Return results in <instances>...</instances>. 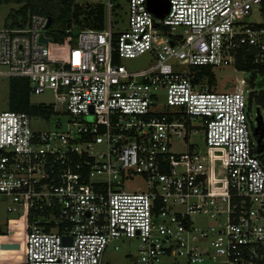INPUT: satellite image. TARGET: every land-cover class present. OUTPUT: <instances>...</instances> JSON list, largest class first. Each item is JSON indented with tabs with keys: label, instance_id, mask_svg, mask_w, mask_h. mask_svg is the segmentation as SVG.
I'll use <instances>...</instances> for the list:
<instances>
[{
	"label": "built area",
	"instance_id": "obj_1",
	"mask_svg": "<svg viewBox=\"0 0 264 264\" xmlns=\"http://www.w3.org/2000/svg\"><path fill=\"white\" fill-rule=\"evenodd\" d=\"M167 1L156 14L149 0H126L120 31L122 0H96L103 29L70 46L42 14L0 30V79H26L53 108L48 119L0 111V200L15 216L0 252L16 264H102L124 241L135 264H264V132L250 115L264 80V0ZM146 54L144 69L119 63ZM248 61L254 69L238 68ZM205 67L247 79L216 92ZM198 130L205 150L190 141ZM136 178L143 186L128 191Z\"/></svg>",
	"mask_w": 264,
	"mask_h": 264
},
{
	"label": "rangeland",
	"instance_id": "obj_2",
	"mask_svg": "<svg viewBox=\"0 0 264 264\" xmlns=\"http://www.w3.org/2000/svg\"><path fill=\"white\" fill-rule=\"evenodd\" d=\"M76 6H78L82 10H88L89 7H94L96 5V0H75L74 3ZM122 10L121 9H115V13L117 14L114 16L115 20H120L118 23L119 30H125L126 29V11H127V5L126 0H122L121 2ZM20 6L16 5L14 3L9 4H0V30L6 27L7 25V17L10 16V13L13 10H17ZM82 18V17H81ZM122 19V20H121ZM251 22H257L258 17L253 16L250 19ZM74 25V24H73ZM48 31V35H50ZM153 59L150 55L146 54L141 57L135 58V59H120L119 63L125 66L130 71H138L141 69L146 68L150 64L153 63ZM214 76H215V82L212 87V89L216 92H227L232 91L235 87V83H239L241 80H246L247 75H244L242 73L235 72L232 67H226L223 69H215L214 70ZM255 87L256 90H262L264 89V80L262 75H259L255 79ZM9 83L8 80L0 79V111L7 110L8 104H9ZM257 95V94H255ZM52 98L48 92L35 96L30 95V103L33 105L38 104H49L51 102ZM164 111L173 110L169 108H164ZM252 122L255 124V127H258L262 133L264 132V108L263 107H257L256 103H254L251 107L250 111ZM193 125L199 124V120H192L191 122ZM34 129H41V130H47L49 128L53 127V120L49 122L43 121L41 124H33ZM204 135L201 130H198L196 134H193L191 136L190 141L192 143H195V148H200L205 150V143L203 139ZM185 146L183 145L181 139H174L172 144V151L173 152H183L185 151ZM143 186V181L139 178H136L133 181H129L126 183V188L128 191H136L140 190V188ZM15 216L12 214L6 213V203L2 200H0V229H4L5 222L7 219H12ZM199 218H196V222L199 224H202L203 222H206L204 220H201ZM202 222V223H201ZM12 252H0V264H16L15 257ZM137 252L135 246H129L126 241H124L123 244H120L119 250H114L112 247H109L103 257L102 264H135V258H136Z\"/></svg>",
	"mask_w": 264,
	"mask_h": 264
},
{
	"label": "trees",
	"instance_id": "obj_3",
	"mask_svg": "<svg viewBox=\"0 0 264 264\" xmlns=\"http://www.w3.org/2000/svg\"><path fill=\"white\" fill-rule=\"evenodd\" d=\"M9 3L20 7L7 17L6 27L22 26L30 15L42 14L52 19L49 27L50 36L58 44L64 41L70 46L81 30H102L104 27V7L99 4L89 7L88 10H82L74 4L75 0H0V4ZM238 68L252 70L255 67L248 61L247 64L239 63ZM200 77H208L209 87L214 85L215 79L208 67L202 69ZM8 93V108L11 111L40 115L47 119L53 113L51 106L30 103V87L26 79H10ZM251 99L258 107L264 108V89L253 95Z\"/></svg>",
	"mask_w": 264,
	"mask_h": 264
},
{
	"label": "water",
	"instance_id": "obj_4",
	"mask_svg": "<svg viewBox=\"0 0 264 264\" xmlns=\"http://www.w3.org/2000/svg\"><path fill=\"white\" fill-rule=\"evenodd\" d=\"M156 2H163L165 4V8L163 10V12H160L157 10V8L155 7ZM149 8L152 12L156 13V14H166L169 10V2L167 0H149ZM52 19L50 17H48V26L51 24ZM40 41L43 43H47L46 38L41 37ZM252 77L255 78L256 77V73L252 72Z\"/></svg>",
	"mask_w": 264,
	"mask_h": 264
},
{
	"label": "bare ground",
	"instance_id": "obj_5",
	"mask_svg": "<svg viewBox=\"0 0 264 264\" xmlns=\"http://www.w3.org/2000/svg\"><path fill=\"white\" fill-rule=\"evenodd\" d=\"M3 252H7V251H3ZM15 255V254H14ZM14 255H12V256H14Z\"/></svg>",
	"mask_w": 264,
	"mask_h": 264
}]
</instances>
